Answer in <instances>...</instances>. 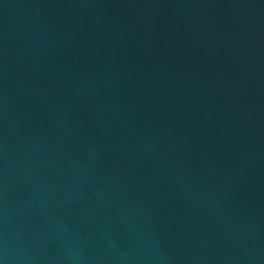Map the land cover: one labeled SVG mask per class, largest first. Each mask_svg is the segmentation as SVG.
Wrapping results in <instances>:
<instances>
[{
  "label": "water",
  "instance_id": "obj_1",
  "mask_svg": "<svg viewBox=\"0 0 264 264\" xmlns=\"http://www.w3.org/2000/svg\"><path fill=\"white\" fill-rule=\"evenodd\" d=\"M0 264H264V0H0Z\"/></svg>",
  "mask_w": 264,
  "mask_h": 264
}]
</instances>
